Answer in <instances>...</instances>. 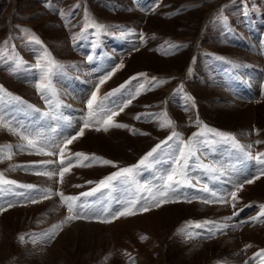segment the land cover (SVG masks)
I'll return each mask as SVG.
<instances>
[{
    "label": "rangeland",
    "instance_id": "rangeland-1",
    "mask_svg": "<svg viewBox=\"0 0 264 264\" xmlns=\"http://www.w3.org/2000/svg\"><path fill=\"white\" fill-rule=\"evenodd\" d=\"M86 16L103 29L82 32ZM172 45L184 47L165 55ZM0 48V96L9 99L0 105V112L13 113L26 124L43 125L42 131L51 125L57 132H75L85 115V101L99 80L121 62L124 67L100 86L99 96L134 76L137 79L110 101L146 80L166 81L143 92L116 118L147 135H133L126 128L86 129L70 146L72 152L94 154L120 167L134 165L172 131L135 116L166 111L185 140L199 130L198 119L209 128L234 135L242 145H252L253 154L264 153V0H0ZM45 49L61 66L51 77L57 92L52 103L62 102L58 112L64 119L59 121L39 118L40 112L51 111L35 87L40 76L35 64ZM8 94L23 103L11 101ZM18 143L19 137L0 128V146ZM240 157L238 150L218 144L205 163L222 165L232 179L257 172L255 161L240 163ZM49 159L53 157L18 152L11 160L0 161V173L19 184L79 195L117 170L108 165L77 166L62 185L23 167L13 170ZM148 176L149 172H143L141 179ZM202 181L209 182L204 177ZM10 187L13 191L0 196V203L17 200L15 193L28 192ZM224 187L231 189L230 184ZM87 199L91 202L96 197ZM261 205L264 176L245 185L235 207L198 200L168 203L107 224L74 221L49 241L41 234L67 215L59 196L36 204L18 202L0 213V264H131L133 259L135 264H244L245 260L252 264L253 254L264 249V217L260 222L248 221L258 215ZM226 220L239 226L211 238L207 232L194 238L181 234L192 222ZM246 245L250 247L245 250Z\"/></svg>",
    "mask_w": 264,
    "mask_h": 264
},
{
    "label": "snow or ice",
    "instance_id": "snow-or-ice-1",
    "mask_svg": "<svg viewBox=\"0 0 264 264\" xmlns=\"http://www.w3.org/2000/svg\"><path fill=\"white\" fill-rule=\"evenodd\" d=\"M60 14L64 15V13ZM103 27V25L96 24L90 17L86 16L82 32L88 28H94L99 33ZM22 31L30 34L28 29ZM121 35H124V33H121ZM30 39L37 44L40 43L34 35L30 34ZM141 39H143V34H141ZM7 45L8 41L6 40L4 46L7 47ZM181 47H184V45L169 46L164 54H174ZM134 50L139 49L135 48ZM0 52H3V48H0ZM87 59L91 61L92 56L89 55ZM60 67L50 58L46 49L35 64V68L40 72L35 87L41 93L42 98L45 99V103L51 108V111L45 112L33 109L40 112L39 118L41 119L57 121L64 119L58 112L62 102L56 99L55 103H52V99L57 97V92L52 84L51 77L54 71ZM123 67L124 65L121 62L99 80L95 90L85 101L86 109L81 125L73 133L57 132L56 127L51 125L48 126L47 131H42L43 125L26 124L16 118L13 113L0 112V128L19 137L21 141L15 146H0V161L11 160L13 155L18 152L53 157V159L34 162L26 166H14L13 170L16 167H23V170L32 174L56 179L57 185H62L66 175L71 173L72 169L77 166L108 165L117 169L95 182V186L87 192H82L79 195H65L61 191L54 193L49 188H38L34 184H19L0 173V196L6 192L11 193L13 189L10 186L28 190L27 194L24 192L15 193L17 200L0 203V213L15 207L18 202L22 205L36 204L52 198L53 195L59 196L66 205L67 215L63 221L53 225L52 228L41 234L43 238L50 241L64 226L74 221H95L107 224L121 217L135 216L138 213L148 212L152 208H159L168 203L182 201L191 203L198 200L205 205L231 204L232 207H235L238 193L244 189L245 185H251L264 176V153L253 154L250 151L252 145H242L234 135L209 128L198 119L195 123L199 130L185 140L180 133L175 131V121L168 116L166 111L159 114L141 113L135 116L136 120L144 119L145 122H156L160 129H172V131L134 165L120 167L116 162L94 154L72 152L70 146L84 136L86 129L107 132L112 128H126L133 135L148 134L140 132V130L130 125L120 123L116 118L143 92L151 91L155 87L166 83V81L157 80L156 78L146 80L139 83L135 88L124 92L118 100L110 101V97L122 93V90L126 88L127 84L131 83V80L137 79L134 76L125 82V85H121L103 97L99 96L100 86ZM8 96L13 102L23 103L18 97L10 94ZM187 99L191 100L192 98L188 97ZM8 102V98L0 96V105ZM28 107L31 108L32 106L29 105ZM218 144H226L238 150L241 153V157L238 158L240 163L255 161L258 165L257 172L243 179H232L229 170L222 165L218 166L214 162L205 163L207 155ZM143 172H149V176L141 179ZM202 177L207 178L209 182H214L213 186L210 187L209 182H203ZM222 177L226 179L222 180ZM87 183L92 184L94 182L88 181ZM224 184H230L231 189L225 188ZM74 187H80V185H74ZM188 188L197 189V191L188 193L186 191ZM113 192H118L119 195L113 196ZM97 193L100 195L97 196ZM94 196L96 197L94 201H88V197ZM20 197L23 198L22 201L19 200ZM260 207L261 211L257 216L252 217L248 221L249 223L260 222V218L264 217V205ZM227 219L230 220L231 217ZM238 226L230 225L227 220L225 222H192L189 223L188 229H202L203 232L194 233L184 229L181 230V234L188 238H194V236H202L204 232H207L208 237L211 238L230 227ZM35 235L33 234V238H35ZM19 239L21 242L24 241L23 236ZM248 247L250 245H246L245 250ZM250 260L252 264H264V249L254 253ZM131 264H135L134 259ZM244 264H249V261L245 260Z\"/></svg>",
    "mask_w": 264,
    "mask_h": 264
},
{
    "label": "bare ground",
    "instance_id": "bare-ground-1",
    "mask_svg": "<svg viewBox=\"0 0 264 264\" xmlns=\"http://www.w3.org/2000/svg\"><path fill=\"white\" fill-rule=\"evenodd\" d=\"M247 219H248V218H247ZM247 219H246V220H247Z\"/></svg>",
    "mask_w": 264,
    "mask_h": 264
}]
</instances>
